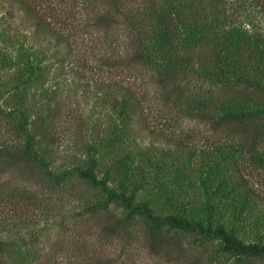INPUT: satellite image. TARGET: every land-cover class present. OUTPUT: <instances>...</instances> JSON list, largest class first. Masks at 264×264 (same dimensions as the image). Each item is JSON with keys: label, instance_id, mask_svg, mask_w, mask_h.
<instances>
[{"label": "rangeland", "instance_id": "rangeland-1", "mask_svg": "<svg viewBox=\"0 0 264 264\" xmlns=\"http://www.w3.org/2000/svg\"><path fill=\"white\" fill-rule=\"evenodd\" d=\"M258 2L178 0L170 50L161 40L143 44L151 62L175 70L184 89L168 94L167 87L165 94L151 84L137 89L139 79L116 87L107 75L100 83L78 74L79 46L48 32L17 0H0V193L49 198L40 207L20 201L19 219L0 213V264H264L263 256L237 259L218 239L168 227L159 230L163 249L150 255L148 224L129 217L121 203L107 202L114 191L158 217H181L222 228L245 245L264 244V136L247 139L235 125L209 150L204 143L213 131L203 122L245 116L251 130L256 125L264 132ZM115 49L121 54L123 42ZM26 134L48 170L66 174L64 181H46L37 166L19 159ZM8 167L17 172H5ZM87 168L106 191L77 177V169ZM107 222L113 235L100 240Z\"/></svg>", "mask_w": 264, "mask_h": 264}, {"label": "trees", "instance_id": "trees-1", "mask_svg": "<svg viewBox=\"0 0 264 264\" xmlns=\"http://www.w3.org/2000/svg\"><path fill=\"white\" fill-rule=\"evenodd\" d=\"M17 1L33 14L38 23L49 30L48 32H54L72 45L79 46L81 54L74 62L75 71L78 74L86 75L96 81H99L98 79L102 81V76L107 75V80L115 79L117 81L114 84L116 87H121L123 83L128 81H130L131 86H135L138 84L137 79H139V83L142 82V86L137 88L139 90L144 89L145 91L147 85L151 84L165 91V94H167V87L171 89L168 94H184V89L179 88L177 82L179 79L174 74L175 70L168 68L167 64L162 67L152 63L143 46L144 43L149 44L153 39H156L161 40L164 46L170 50L175 39H177V28L174 25V8L177 7L178 0ZM215 1L219 2L220 0ZM258 3L260 8L264 10V0H259ZM121 42H123L124 50L119 54L116 52L115 46ZM103 49L105 50L102 52ZM108 50L109 53H107ZM93 77L97 78L94 79ZM127 90L132 92L129 89ZM163 97L170 102H174L168 96ZM177 99H179V96H177ZM173 121L177 122L176 119ZM203 122L209 124L213 131L211 136L206 137L207 142L204 143L209 150L210 148H217L222 142L220 141V135L224 133L225 128L235 129V125L245 128L244 133L247 134V139L253 133L257 141L264 136L261 127L255 125V129L252 128L251 130L250 118L245 116L230 115L227 119L212 120L207 118L203 119ZM23 127L24 125L21 126V130H23ZM25 137L27 140L26 147L21 150L19 159L22 158L23 161L37 166L43 172V178L47 179L46 181L52 182L53 180V184L64 181L66 174L54 176L48 170L46 162L33 151L32 136L26 134ZM4 169L5 172L12 175L15 174L14 171L17 172L16 168H14V171L10 167ZM2 173H4V170L0 169V176ZM76 175L90 185L106 191L105 181L98 180L91 168L77 169ZM17 177L21 181H26V177L23 178L20 174ZM19 194L15 193L14 190L8 193H0V213L19 219L25 206L23 203H19L20 201L28 200L27 202L31 203L33 207H40L41 203H45L49 199L45 200L44 196L42 197L36 192ZM19 197L21 199L18 200ZM107 202L121 203L128 211L129 217L139 218L148 224L147 237L144 238V241L150 255L163 249L165 240L159 230L162 227H168L178 231H193L209 239H218L223 244L222 251L236 252V255L239 256L237 259L244 256L264 257V244L245 245L222 228L205 227L200 223H191L173 215L164 218L158 217L147 205H135L132 198L114 191H108ZM107 207L106 203L103 208ZM109 225L110 222L104 224L102 233H105L100 240L108 235H113ZM117 225L120 229L124 228L121 223ZM119 234L120 232L117 235ZM238 262L241 263V260H238Z\"/></svg>", "mask_w": 264, "mask_h": 264}]
</instances>
